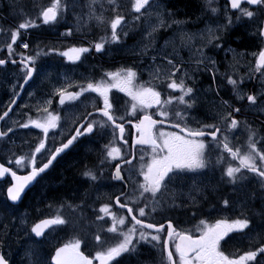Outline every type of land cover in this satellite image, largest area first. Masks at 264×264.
Returning a JSON list of instances; mask_svg holds the SVG:
<instances>
[{
    "label": "snow or ice",
    "instance_id": "obj_1",
    "mask_svg": "<svg viewBox=\"0 0 264 264\" xmlns=\"http://www.w3.org/2000/svg\"><path fill=\"white\" fill-rule=\"evenodd\" d=\"M213 3L214 0H205V7L210 11V17L218 19L223 11L227 23L223 25L217 23L213 26L210 18L199 34L205 43L193 54L197 70L205 67L209 72H213V68L208 65H214L216 62L204 49L212 47L222 49L221 33L233 23L232 16L228 15V6L235 10L232 15H235L237 21L248 18L251 22L258 20L259 15H264V0H227L224 9L213 6ZM107 4L113 6L110 8L112 12L117 11L116 0H107ZM245 4L255 6V10H249V7L243 6ZM96 5L100 6L99 12ZM75 7L76 0H50L47 6L42 7L38 17L25 19L17 28L11 30V42L6 45L9 54L13 53V45L21 36V29L36 27V20L43 25L57 24L69 11L75 12ZM86 7L88 11L84 15L87 20L95 21L98 26L108 24L111 29L110 42L118 43L119 32L124 26L122 22L126 23L125 17L117 14L109 20L105 15L103 0H88ZM153 8H158V0H133L132 10L141 14L134 19L139 21L141 16L150 19L149 10ZM142 9L145 10L144 13ZM81 19L82 17L78 15L77 27H80ZM156 21L155 24L150 25L151 30L145 32V38L149 41L153 38V34L166 24L163 14L159 12L156 14ZM176 23L180 22L176 21ZM66 34L72 35V30L69 29ZM253 35L264 41V21L259 22ZM195 36L196 34H182V43L191 41ZM108 42L107 39L96 42L94 44L96 52L104 50ZM21 46L24 49L29 48L28 43ZM53 51L56 50L49 48L44 54ZM89 51L88 47H73L60 54L70 61H78L83 53ZM147 51L146 45L141 54L146 55ZM40 55V51L35 55H21L18 66L25 74L24 83L19 85L20 89L23 90L25 84L33 79L34 73L39 72L37 59ZM174 58V55L171 58L164 56L158 64L157 57H152L149 65L150 76L152 80L159 81V84L149 81L145 82L147 86L137 85L138 71L134 67L123 68L116 72L109 71L105 73L108 82L103 79L93 82L90 79L86 85H78V91H68L67 86L56 88L53 96L59 97L60 109L52 112L45 106L43 111L47 113V118L43 122L29 119L27 122L18 123L19 128L27 129L31 126L39 129L43 133V138L39 139L34 150L30 152V157L27 154L15 156L17 168L31 169L27 175H17L16 171L0 164V178L6 180L8 174L11 176L12 184L7 189L8 200L11 202H18L22 194L53 165L54 161L62 154L66 155L81 138L98 136L100 139H106L111 136L109 142L103 145L105 159L101 161L99 175L91 169L82 173L88 181H98L103 175V165L108 163L111 166V162L118 161L114 164L111 174L112 180L121 183L120 194L115 196V206L119 210L127 209V211L120 215L113 210L112 203H103L98 213L94 210V214L95 221L106 226L102 229L103 232L117 234L122 239L112 246L104 247L106 241L100 233H97L94 238L99 250L94 257L89 258L81 251L82 238L75 236L69 242L55 248L54 254L51 255V264H94V262L120 264L118 258L125 255L138 258L144 245L152 249L160 248L159 260L155 264H264V232H258L254 238L251 235L252 218L243 211L235 218L221 217L214 223L205 219L199 220L196 229L199 235L177 230L174 226L176 222L167 219V236L162 237L165 224L154 220V217L162 212L183 207L184 197H187L191 204H197L198 198L205 196L206 191L212 187L210 183L205 182L206 175L208 173L214 175L216 171H220V182L231 185L234 190L242 194H245L249 183L259 185L261 208L256 214L264 221V130L256 129L248 121L238 119L242 107H234L231 97L229 99L221 97L219 104L216 100L211 101V108L204 120L192 116L200 101L195 85H188L187 80H194L195 76L194 74L190 76L187 69L182 68V64L174 63ZM11 62L17 64L15 59ZM5 64L6 60L0 59V66ZM255 72L264 75V48L260 49L256 57ZM226 79L227 85L232 86L235 101L243 102L246 99L247 107L262 110L264 114V91L244 93L241 91V82L230 74H226ZM213 82L215 83V72H213ZM165 84L167 89L172 90L171 92L163 91ZM261 87L264 88V84ZM158 88L161 90H157ZM112 89H116L130 99V106L126 107L122 115L118 114L119 97L115 95L110 97ZM176 92L179 95L173 94ZM92 93L96 94V97L91 99L94 110L87 111V102ZM15 95L19 96L20 93L17 92ZM215 95L219 97L220 92L216 91ZM165 96L167 98H163ZM15 103L16 100L13 99L8 106L9 111L0 115V121L9 116L11 105ZM44 103L51 105L53 100L49 98ZM80 105H84V112L73 120L75 131L68 135L66 142L61 140L59 146H55V140L52 145L47 144L50 131L56 129L62 120L61 111L71 118L79 111ZM154 107L155 112L148 111ZM208 119L213 122H205ZM192 123L197 126H190ZM165 124L173 129H179V132L165 131L163 128ZM127 125L131 126L133 130L131 133L127 132ZM241 127L247 131L246 145H237L233 142L236 131ZM13 131V127H8L7 131L0 129V147L7 144L9 133ZM225 153L227 156L224 155ZM38 154L47 155L46 162L40 166H37ZM228 158L230 160L225 166ZM237 161L238 163H235ZM185 186H187L186 192ZM94 187L97 186L94 184ZM256 198L254 188L239 202L240 207L246 208L249 201H254ZM177 200H180L179 204ZM222 205L221 211H225L231 207V202L229 199H224ZM85 206L86 201L81 204L64 201L57 210V215L40 220L31 227L30 232L35 237H42L46 230L67 227L70 221L61 211L65 207L73 213H79L83 221L86 219ZM127 217H131V221H127ZM149 219L152 222H146ZM21 223L25 224V221L22 220ZM230 234L247 238L248 250L243 251L242 254L226 253L221 242L226 243V237L231 239ZM172 247L174 251L170 250ZM26 255L29 256L30 264H47L46 259L41 258L31 249ZM0 264H10L2 251H0Z\"/></svg>",
    "mask_w": 264,
    "mask_h": 264
},
{
    "label": "flooded vegetation",
    "instance_id": "obj_2",
    "mask_svg": "<svg viewBox=\"0 0 264 264\" xmlns=\"http://www.w3.org/2000/svg\"><path fill=\"white\" fill-rule=\"evenodd\" d=\"M202 4H205V0L202 1ZM226 4L227 2L224 0H214L213 6L224 9ZM252 9L255 10V7ZM205 11L208 15H210V11L208 9ZM232 14L233 12L230 11L228 6V15L232 16L233 20L235 15ZM259 17L264 18V15H259ZM212 18L216 19L215 17ZM189 19H191L192 22H195V25L197 26L201 24L200 22L196 21V18L194 17ZM218 20H220L221 22H214L213 26H215V24L217 23H222L221 25L227 23L223 11H221ZM231 26L221 33V35L223 36V40L221 41L222 49H215L214 47H212L211 49H204L207 55L216 62L214 65H208V67L213 68V72H215V83L213 82V72L206 71L205 67H201L200 71L194 74L195 79L187 80V84L190 86L194 84L197 90V95L200 98V103L198 105L201 112V120H204L205 115L209 113V109L211 108V101L216 100L217 104H219L221 97H223L224 99H229L231 97L234 101V107H242V111L239 114L238 119L242 121H248L256 129L264 130V114H262V110H257L256 108L250 109L249 107H247L246 99L243 102L235 101V97L232 93V86L227 85L226 79V74L232 75L234 79L241 82V91L244 93H259L261 91H264V88L261 87V85L264 84V75L255 72L256 57L258 56L260 49L264 47L263 41L253 35L256 30H239V32H236V30H233L235 29L233 23ZM200 31L201 30H171L170 36L172 38L176 52L181 56L179 64H182V68L187 69V71H189L190 73H192V70L191 66L189 65H192L194 59L191 58V60L188 61L190 57L188 56L187 50L190 51L189 49L194 47L190 51L192 54H194L205 43V41L200 38ZM119 34H124L125 46L117 48V50L111 47L106 53L102 54L101 58L97 61L95 59L87 58L85 60L86 65L91 68L92 66L100 65V63L103 62L106 64H111L113 61L125 62L126 60L128 61V59L131 60L133 64H139L140 61H143V63L145 64V56L133 54L127 56L129 51L131 49L134 50L138 46L140 40L144 39V31L140 30V32H137L136 30H121ZM182 34H196L194 38L195 42L194 39H192L187 43H182ZM127 37L130 38L128 41L126 40ZM243 39L250 40V43L248 45L244 44ZM130 42H133L131 46L128 45ZM239 42L242 43L244 47L240 48ZM3 45L4 42H0V46ZM149 45H151V43H149ZM144 48L145 46H138V49L136 51L143 52ZM81 61L82 60H80L79 63H81ZM61 66L66 67L64 61H61V65L56 64V68H59ZM7 68H10V66H7L5 69H3L6 72L5 75L4 73L2 74L3 70L0 71V85H3V88H5L6 91L13 88V85H15L16 88H19V81H22V75H8L7 73L13 71H17L19 73L22 71L17 67H11L10 69ZM58 73L59 77H57L54 83H59L58 85L62 83L64 84L70 79V75L66 71V68H59ZM72 83L73 87H68V85L64 86L68 87V91H78V89L76 88V76L74 77ZM38 88L39 85H34L33 82L27 88L26 94L25 91L23 93V95L25 94V100L27 99L29 93L32 94L33 92H37ZM55 88H58V86ZM6 91L3 92L4 97L8 96V93ZM216 91L220 92L219 97L215 95ZM173 94L179 95L178 92ZM111 96L112 95L110 94V97ZM116 96L119 97V103H121L122 105V107L119 108L120 111L118 114H122L123 108H125L123 95ZM44 107L45 106L43 105L39 106L40 109H43ZM90 108L91 107H87V111H89ZM93 110L94 109L92 107L90 111ZM148 111L155 112L156 108L154 107L152 109H149ZM80 114L81 112L77 111L72 115L70 119L68 114L61 111L62 119H70L69 124L73 123L76 115ZM256 118L258 121L256 120ZM205 122L211 123L213 121L211 119H208ZM68 125L64 123L60 126V130H56L55 132L52 131L54 133L53 135L55 136L53 138V141L55 140V145L60 143L61 140L66 142L68 135L75 131L74 124H72L71 126ZM71 127L73 128L71 129ZM126 130L129 133L133 131L130 125L126 126ZM169 131H176L177 133L179 132L178 130L173 128ZM61 133H63V135H61ZM99 140L101 141L103 139L99 138ZM87 141H91V139L81 138L80 141H78L75 146L67 152L66 155L61 156L53 163L49 170L37 180L36 184L28 192V200L31 201L35 200L36 194L44 197L41 215H38V217L43 218L46 216H54L55 210L61 207V201L64 200V198L71 197L72 202L76 204V195L80 191L83 192V201L86 200V203L89 204V221L93 226L106 227L102 223H98L95 221L94 214V210L96 213H98L99 207L103 203H112L114 205L113 210L117 211L120 215L126 213L124 210H119L118 207L115 206V196L120 194L121 183L112 180L111 174L114 170V165L112 163L111 166L109 165L108 169L103 171V175L100 176L98 181L91 182L87 179L86 182L81 181L82 170L84 168L92 166V164H88V162H92L90 159H87L89 158V156L80 155V151L84 150L85 147L89 148V145L85 143ZM246 141L247 131L243 127H241L239 131H236L235 136L233 137V142L237 145H246ZM130 142L131 136L129 135V144ZM224 155L227 156L226 153ZM215 159L216 157L214 156L213 160L215 161ZM229 160L230 158L225 161V166L227 165ZM97 162H100V160H97ZM117 162L118 161H116L115 163ZM235 163H238V161ZM30 170L31 169L28 168L22 170V172ZM99 173L100 172H98L97 174L99 175ZM220 175V171H216L214 175L212 173H208L206 175L205 182L210 183L212 187H210L206 191L205 196L198 198L197 204H191L188 198L184 197L183 207H177L174 210L162 212L161 214L154 217L155 222L165 224V230L162 233V237L167 236V219H171L176 222L174 226L177 228V230H184L189 232L190 234L199 235L196 230L199 220L205 219L207 222L214 223L216 219L221 217L235 218L242 211L252 218L253 232L251 233V235L254 238L256 237V234L258 232H264V221H262L261 217L256 214L261 208V201L259 199L261 193L259 190V185H256L254 183L248 184L247 188L245 189V194L251 193L255 188L257 198L254 201L250 200L246 208H241L239 202L245 198V194L234 190L233 187L227 183L220 182ZM140 179H142V177ZM89 184H95L97 187L90 189L88 188ZM184 189H187V186H185ZM224 199L230 200L231 207L225 211H221V208H223L222 201ZM177 203L179 204L180 200H177ZM26 214L27 216L31 217L29 213L26 212ZM74 219L76 227V213H74ZM32 220L34 221L33 218ZM127 221H131L129 217H127ZM146 222H152V220L149 219ZM107 236L108 242L106 244V247L112 246L115 243H118L120 239H122V237L119 236L114 238L112 233H107ZM230 236L232 237L231 239L227 237L225 238L227 241L226 243L224 241L221 242L223 245V250H225L226 253L242 254L243 251L248 250L249 241L247 238H242L237 234H230ZM170 250L174 251V247H172ZM159 253L160 248L152 249L150 246L144 245L141 248V252L138 258L128 257L125 255L124 257L118 259L120 260V264H155V262L159 260ZM94 264H96V262H94Z\"/></svg>",
    "mask_w": 264,
    "mask_h": 264
},
{
    "label": "rangeland",
    "instance_id": "obj_3",
    "mask_svg": "<svg viewBox=\"0 0 264 264\" xmlns=\"http://www.w3.org/2000/svg\"><path fill=\"white\" fill-rule=\"evenodd\" d=\"M20 0H4V6L1 9L0 12V18L2 19V21L4 23H6L7 25H13L14 23V12H16L17 9V5L19 3ZM88 3V0H76V7H75V12L69 11V16H70V22L68 23V30H92V28H94V26L100 28V27H104L105 25L102 26H98L96 24L95 21H88L86 15H84L85 13H87L88 9L86 7V4ZM104 3V7L106 9L105 11V15L108 18V13L111 11L108 7L109 5L107 4V0H103ZM132 3L133 0L131 2V7H132ZM122 5L119 3L117 10L119 8H121ZM97 11H100V6L96 5ZM133 11V10H132ZM142 13L145 12L144 9L141 10ZM151 12V18L149 19L147 16H141V25H140V30H151L150 25L155 24L156 21V14L157 12L163 14V18L166 21V24L164 27L160 28L159 30H170L173 26V21L171 16L172 15H168V11L167 9L164 7V5L160 2H158V8H153L149 10ZM134 12V11H133ZM206 12V11H205ZM206 14V15H204ZM81 16L82 19L80 21V27H77V16ZM136 15H141V14H137ZM212 19V23L214 22H221L218 19H214L212 17H210V15L206 13H203V15L199 16L196 18V21L200 22L201 24H206V22L209 21V19ZM222 24V23H221ZM177 27L173 30H195L193 29V27H188L186 25V23H179L176 24ZM129 26L130 23H124V26L122 28V30H129ZM46 30H56L53 27H48L46 28ZM202 30V27L201 29ZM55 35H52V38H55ZM110 41H111V37H110ZM195 42V39H194ZM110 44L112 42H109ZM139 46V45H138ZM138 46L134 49V50H130L129 53L127 54V56L130 55H139V56H146L148 55L149 58L145 59V64L143 63V61L139 62V65L134 64L135 67L134 68H141L143 70H146V80H142L140 82L137 83V85L140 84H145V86H147V84L145 82H149L151 81L153 84H159V81L156 80H152L151 76H150V71L151 68L149 67V65L151 64V60L153 56L157 57V63L162 61V57L164 56H171L173 55V52H176L175 46L173 44L172 38L170 39L167 38L160 47H156V48H150L147 51L146 55H142V52H138L136 51L138 49ZM194 48V47H192ZM190 48V49H192ZM136 51V52H134ZM126 52V51H123ZM139 53V54H138ZM166 63V62H164ZM153 67H155V65H153ZM112 72H116V71H112ZM50 72H44L42 71L39 74V79H49L50 78ZM188 74L191 76L193 75L192 73H190L188 71ZM191 80V79H189ZM138 81V79H137ZM108 82V81H106ZM59 83H53L49 88L50 90L48 92H44L41 94H37L34 98V102H33V106H31V109H37L39 108V106L44 105L45 101L49 98H53V92L56 89L55 87H64V85H68V87H73V83L72 82H66V83H62L60 85H58ZM56 85V86H55ZM77 85V82H76ZM67 87V88H68ZM0 90L1 92L4 91L3 85H0ZM158 90V89H157ZM172 90L167 89V91L165 93H169ZM2 93H0L1 95ZM27 102L22 103L21 105V109L19 110L20 115L25 111ZM30 105V103H29ZM28 105V106H29ZM119 108L122 107L121 103H119L118 105ZM126 108H123V113L125 111ZM78 112L83 113L84 109H79ZM15 118L13 117L12 119H9L6 123H5V127L8 128L10 127V125L14 122ZM11 141L8 140V143H10ZM11 152V148L10 149H6L5 153L10 154ZM88 188H94V185L89 184ZM0 189H2V186H0ZM184 191L186 192L187 189H184ZM2 190H0V196H1ZM83 196V195H82ZM2 197V196H1ZM1 197H0V251H2L3 254H5L7 256V258L9 259L11 264H30V259L29 256L26 255L27 251L29 249L33 250L37 255H39L41 258L46 259L47 264L49 263V255H50V248L53 247L54 242L56 241H64L66 235L62 234L61 236L57 233V231L51 233L48 236V239L46 242L44 243H37L33 240V238L31 237L30 234V228L31 225L33 223V221L31 220V218L26 217V216H22L21 214H17L16 211L14 210V208H11L10 206H8L6 203H3L1 201ZM187 198V197H186ZM25 221V224H22L21 221Z\"/></svg>",
    "mask_w": 264,
    "mask_h": 264
},
{
    "label": "trees",
    "instance_id": "obj_4",
    "mask_svg": "<svg viewBox=\"0 0 264 264\" xmlns=\"http://www.w3.org/2000/svg\"><path fill=\"white\" fill-rule=\"evenodd\" d=\"M3 2V0H0ZM203 0H164L166 7L169 10H174V13L178 16V17H186V18H197L199 16V12L203 8L202 4ZM50 3V0H42V4H46L48 5ZM22 7L20 6L19 9L20 11H17L16 13H14V22L16 24L19 25L20 22H22L25 19H35L34 17H31L29 14L30 12H34V10H31L28 6H26L25 3H21ZM128 5H130V1L128 2ZM22 9H24V14L23 15H18L19 13H21ZM116 14L112 15V18H114ZM134 16V14L132 13L130 7H128V18H132ZM135 29L137 28V25H134ZM233 26H235L233 30H236V32H239V30H241V27H247L249 28V30H256V24L255 22L252 20L251 22H249L248 20H244L241 21V25L238 24V21L236 19H233ZM232 27V26H231ZM110 28V27H108ZM27 30H35L34 28H30ZM250 40H246L243 39L244 44L248 45L250 42ZM239 46L244 47L242 45V43L239 42ZM199 115V114H198ZM257 120V118H256ZM258 121V120H257ZM28 196L29 195H25L22 202H21V206L23 207H29L32 211H40L42 206H43V200L44 197H42L39 194H36L35 196V200H28ZM73 227V226H72ZM76 236H77V232L80 231L82 232L84 230V226L81 225V227H76ZM83 237L84 239L88 238V236H80Z\"/></svg>",
    "mask_w": 264,
    "mask_h": 264
},
{
    "label": "bare ground",
    "instance_id": "obj_5",
    "mask_svg": "<svg viewBox=\"0 0 264 264\" xmlns=\"http://www.w3.org/2000/svg\"><path fill=\"white\" fill-rule=\"evenodd\" d=\"M199 13H200L199 16H201V15H203V13H206V12H205L204 9L201 8V10H200ZM204 15H206V14H204ZM199 16H198V17H199ZM241 30H249V28H247V27H241ZM137 65H139V64H137ZM130 67H135V65L132 64V66H130ZM0 93H3V92H1V90H0ZM0 96H1V95H0ZM76 227H81V224H76ZM76 227H74V229H73V231H72V237H73V238L76 236V234H75V231H76L75 229H76Z\"/></svg>",
    "mask_w": 264,
    "mask_h": 264
},
{
    "label": "water",
    "instance_id": "obj_6",
    "mask_svg": "<svg viewBox=\"0 0 264 264\" xmlns=\"http://www.w3.org/2000/svg\"><path fill=\"white\" fill-rule=\"evenodd\" d=\"M231 9V8H230ZM232 10V9H231ZM12 107H13V105L11 106V109H12ZM7 111H9V109L7 110ZM10 113V112H9ZM0 124H1V121H0ZM164 126H167V127H169L167 124H165ZM8 176L11 178V176H10V174H8ZM2 178H0V180H1ZM27 191V190H26ZM6 196H7V198H8V193L6 192ZM22 196H23V194H22ZM9 202H11V201H9ZM19 202V201H18ZM11 203H14V202H11ZM15 203H17V202H15ZM126 211H127V209H126ZM131 218V217H130ZM47 231V230H46ZM33 236H34V234H32ZM43 237V236H42ZM42 237H35L34 236V238H36V239H41Z\"/></svg>",
    "mask_w": 264,
    "mask_h": 264
}]
</instances>
